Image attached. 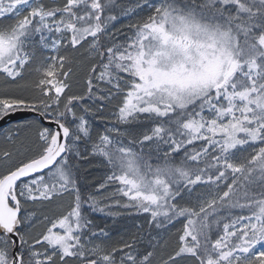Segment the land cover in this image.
<instances>
[{
  "label": "snow or ice",
  "instance_id": "6c2138e0",
  "mask_svg": "<svg viewBox=\"0 0 264 264\" xmlns=\"http://www.w3.org/2000/svg\"><path fill=\"white\" fill-rule=\"evenodd\" d=\"M0 264H264V0H0Z\"/></svg>",
  "mask_w": 264,
  "mask_h": 264
}]
</instances>
